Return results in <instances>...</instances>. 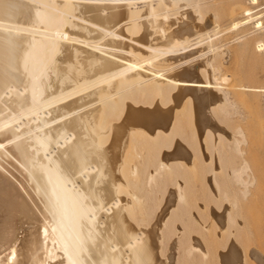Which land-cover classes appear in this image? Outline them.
<instances>
[{
  "label": "bare ground",
  "instance_id": "1",
  "mask_svg": "<svg viewBox=\"0 0 264 264\" xmlns=\"http://www.w3.org/2000/svg\"><path fill=\"white\" fill-rule=\"evenodd\" d=\"M261 1L0 0V264H264Z\"/></svg>",
  "mask_w": 264,
  "mask_h": 264
},
{
  "label": "rangeland",
  "instance_id": "2",
  "mask_svg": "<svg viewBox=\"0 0 264 264\" xmlns=\"http://www.w3.org/2000/svg\"><path fill=\"white\" fill-rule=\"evenodd\" d=\"M211 1H213V0H209V2H211ZM211 3H214V2H211ZM259 4H260V7H258L259 9L255 8L253 10L254 13H260L261 11H263V9H261V7L264 6V1H261ZM218 13H220V8H218ZM244 19H246V18L245 17L237 18L238 21L244 20ZM229 22L230 21L219 23L216 26V28H218L220 30L228 29L230 27ZM211 28H213V27H211ZM236 34L237 33L235 32V33L229 34L226 37L222 38V42L219 44L222 46L221 48L226 49L228 46L226 43H228V42L230 43V41L232 40L233 37H235ZM225 40H226V42H225ZM196 42H198V40H194L192 42V44H195ZM213 44H214V46L218 47L217 41H214ZM202 45H204V47ZM202 45L193 46V48L194 47L198 48L201 46L204 50L203 53H199L197 55L198 60H200V59L202 60V58L207 56V54H205V53H207V51H206L207 45L206 46H205V44H202ZM184 47L185 46L182 45V47L179 46V47H176V49L179 50V49H182ZM201 47L197 51H202ZM190 49H192V48H190ZM260 55H261L260 53H257L256 57L260 58ZM227 62L229 64V61H227V59L223 60L224 67H227V68H225L226 70H229V72H230V70H231V72L234 71L237 74H243V75L238 77L237 84L249 86V87H264V64L257 63L255 61V59L254 60L250 59V60L238 61V63L235 66H232V65L227 66ZM236 68H237V71H236ZM256 101L257 102L255 104L245 105V106L242 104H239V103H236V104H237L238 109H239L238 111L240 112L241 115L247 116L249 119H253L255 122L259 123L261 121L262 117H264V97H262V96L258 97V98H256ZM251 171H252V173H254V175L252 176V179H254V178L256 179V177H257L256 169L253 168ZM253 187L250 188L249 190L252 191L254 189ZM236 210L237 209H235V211ZM238 212L241 215L242 214L247 215L246 217H248V215H250V217L255 216L253 218H256V217L258 218V216H260L259 218L264 217V210H263V207L261 205H259V201H258V197L256 196V193H254L253 196L249 197L247 200L241 201L240 208H239ZM263 242H262V245L260 246V249L264 248ZM263 251H264V249L261 250L262 255H263Z\"/></svg>",
  "mask_w": 264,
  "mask_h": 264
}]
</instances>
